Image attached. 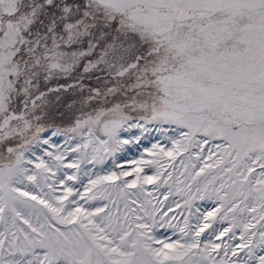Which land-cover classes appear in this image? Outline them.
Here are the masks:
<instances>
[{"label":"snow or ice","instance_id":"snow-or-ice-1","mask_svg":"<svg viewBox=\"0 0 264 264\" xmlns=\"http://www.w3.org/2000/svg\"><path fill=\"white\" fill-rule=\"evenodd\" d=\"M133 119L182 130L171 149L153 145L157 159L140 162L156 164V176L141 177L140 168L129 182L121 180L128 172H112L89 178L81 193L65 183L79 177L65 171L56 194L53 167L61 171L69 152L115 149ZM99 130L108 139L97 147ZM76 134L83 142L75 149L47 152L51 163L36 157L28 167L26 154L35 156L42 136V145L57 136L71 145ZM210 141L221 143L187 177L197 193L203 177V191L221 207L196 209V222L185 217L183 227L165 213L160 220L183 242L156 240L159 209L134 208L131 189L171 177L160 160ZM25 180L40 195L22 191ZM97 193L103 207L89 204ZM218 212L221 222L232 219L212 235L233 243L201 240ZM0 228V264H24L15 254L37 250L39 264H264V0H0Z\"/></svg>","mask_w":264,"mask_h":264},{"label":"rangeland","instance_id":"rangeland-1","mask_svg":"<svg viewBox=\"0 0 264 264\" xmlns=\"http://www.w3.org/2000/svg\"><path fill=\"white\" fill-rule=\"evenodd\" d=\"M79 115V113H76ZM74 119V117H73ZM67 118L61 124L62 127L68 126ZM139 124L140 127L135 125ZM186 131V130H183ZM47 135H50L48 133ZM88 133L85 132L84 136H87ZM182 137V130L175 124L159 122H148L145 123L143 120L133 119L131 121L125 122L123 127L118 133V138L121 141L119 146L112 149L101 148L99 152L94 153L91 150V147L86 150L84 153H77L73 156L70 152L64 158V164L61 166V171H57L55 167L52 168V171L48 174V182H55L56 194H60L64 191V185L59 182L57 179L58 176L63 175L65 171L69 175H76L79 177L77 181H65L70 187H73L75 190L83 193L85 191L84 186L88 184L89 178L96 179L97 176L109 175L112 172L119 174L120 172H128L129 175L126 177H121V180H126L131 182L136 179V170L142 168L143 171L140 172V176H156L157 175V165L152 163L149 166L145 167L144 164L140 163L141 161H155L157 159L155 153L159 149H153V145H159L165 149L172 148V140H179ZM47 138V136H42L41 146H36L35 144L32 147V151L35 153V156H32L30 153L26 154L29 159H32L34 163L29 165V168L34 167L35 163L39 161L36 157H42L47 162V152L56 153L59 150L60 153L65 152L69 147L75 149L77 143H82L80 139V134H76L75 142L71 145L68 144V140L71 137L57 136L52 137L53 143L49 145H42V140ZM93 139L96 140V146L99 147V141H106L108 137L104 134L102 130L95 131ZM199 140L200 137H197ZM127 141V143H125ZM221 143L220 141H210L207 144H203V150L201 147L193 145L189 148L188 152L181 150L180 154L176 156L173 160L170 157H165L160 160V165H162V171L165 173H171V177L167 175H161L159 180L154 184H145L143 186V191L140 190L139 186L131 189L130 198L135 201L132 205L134 208L137 207L141 202L148 203L149 208L153 205L158 207L159 211L155 213L157 225L150 234L155 236L156 240H171L175 241L183 238L178 230L174 232L172 227H169L167 224H163L160 220L161 216H164V219L169 221L172 225L177 223L183 227V222L185 217H189L191 223H195V216L199 213L196 212V209L200 210V213L213 211L221 207L220 202L214 195H209L203 191V185L205 181L203 177H199L200 187L202 191L200 193L196 192V182L191 181L187 174L191 173L195 175V172L199 171V166L202 165L204 157H207L208 151H216L215 145ZM197 155H200L202 159L197 160ZM95 157V158H93ZM191 157V159H189ZM73 161H79L80 168L77 169H67L65 166L68 163ZM183 161V163L181 162ZM197 165L196 168H192L191 165ZM259 167H256V172L259 173ZM210 178V177H209ZM182 181L183 183H179ZM82 181V183L80 182ZM162 181H167L163 183ZM191 183L193 187L191 193H189L187 185ZM27 185L22 189V191H30L33 195H40L41 188H35L31 186L30 182L25 180ZM216 187L219 188V183L216 184ZM27 189V190H25ZM43 191H48L46 186H42ZM210 191V190H209ZM97 199L90 201L89 204L94 207H103L104 203L107 201L103 199L100 193H97ZM192 196L191 204L192 207H185V201L189 199V196ZM223 195V192H221ZM139 197V199H137ZM203 197V198H201ZM79 199V198H78ZM89 205L86 204L85 207ZM121 209L123 210V205L121 204ZM222 213H217L215 219H212V224L209 229H206L201 235V240L207 242V239L210 238L217 243H233L228 241L227 237H224L222 240H216V236L212 235L213 230L218 234L220 230L224 227L230 226L231 214L223 222L220 221V216ZM33 223H35V217H33ZM3 229L0 228V231ZM236 241L239 243V229L236 230ZM154 246H156L154 244ZM259 254V253H258ZM242 255V253H241ZM0 256H5L7 258V250H0ZM15 260L24 261V264H27V261L31 260L34 264H39L43 260V254L37 250L36 255L32 254H20L16 253Z\"/></svg>","mask_w":264,"mask_h":264},{"label":"trees","instance_id":"trees-1","mask_svg":"<svg viewBox=\"0 0 264 264\" xmlns=\"http://www.w3.org/2000/svg\"><path fill=\"white\" fill-rule=\"evenodd\" d=\"M58 123H60V122L58 121Z\"/></svg>","mask_w":264,"mask_h":264},{"label":"bare ground","instance_id":"bare-ground-1","mask_svg":"<svg viewBox=\"0 0 264 264\" xmlns=\"http://www.w3.org/2000/svg\"><path fill=\"white\" fill-rule=\"evenodd\" d=\"M25 190H27V189H25Z\"/></svg>","mask_w":264,"mask_h":264}]
</instances>
